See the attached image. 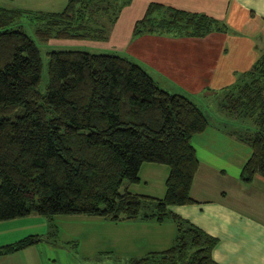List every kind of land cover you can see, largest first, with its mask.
Masks as SVG:
<instances>
[{
	"label": "trees",
	"instance_id": "16d2710c",
	"mask_svg": "<svg viewBox=\"0 0 264 264\" xmlns=\"http://www.w3.org/2000/svg\"><path fill=\"white\" fill-rule=\"evenodd\" d=\"M130 2L67 0L60 11L0 6V221L31 214L157 223L169 217L173 244L131 264H217L211 255L217 238L168 209L195 202L190 189L199 160L191 137L209 125L207 113L187 95L161 88L134 60L110 53L49 51L42 89L40 51L20 22L31 20L41 42L103 41ZM224 29L205 14L152 2L132 36L202 37ZM218 107L254 122L253 131L234 134L252 150L240 177H264V51L225 89ZM145 162L168 167L161 198L121 190L124 182H139ZM45 239L26 235L0 246V256Z\"/></svg>",
	"mask_w": 264,
	"mask_h": 264
},
{
	"label": "crops",
	"instance_id": "0c3cea01",
	"mask_svg": "<svg viewBox=\"0 0 264 264\" xmlns=\"http://www.w3.org/2000/svg\"><path fill=\"white\" fill-rule=\"evenodd\" d=\"M66 1L0 0V6L56 11L54 8L64 6ZM152 2L205 14L218 20L225 29L202 37L156 33L133 37L136 20L143 17ZM58 40L68 46H91L104 53L132 59L161 88L187 95L205 108L214 96L219 97V102L225 89L243 72L249 71L264 51V0H131L120 11L106 40ZM217 117V120L208 117L209 125L191 137L199 160L190 189L195 202L169 205L168 209L217 238L211 252L217 264H264V177L257 174L251 181L241 179V170L252 150L235 137L239 130L230 127L234 125V118L221 112ZM144 165L139 170V182L129 184L127 190L156 198L163 196L168 168L157 163ZM156 171L163 172L160 182L155 178ZM132 185L142 186L132 191ZM104 223L108 222L104 220ZM162 223L134 218L122 221L121 225L127 231L133 229L129 233L132 236L141 235L138 239L143 238L144 247L140 246L142 243L138 246L142 250L157 251L170 246L168 239L159 235ZM46 226L47 217L36 214L0 221V246L29 234L42 235ZM147 231L151 236L144 237ZM56 246L40 241L0 256V264H57L61 250Z\"/></svg>",
	"mask_w": 264,
	"mask_h": 264
},
{
	"label": "rangeland",
	"instance_id": "374dc122",
	"mask_svg": "<svg viewBox=\"0 0 264 264\" xmlns=\"http://www.w3.org/2000/svg\"><path fill=\"white\" fill-rule=\"evenodd\" d=\"M62 8L63 6H57L54 9H57L56 11H60ZM20 22L24 31L35 41L40 51L43 63L42 89H44L43 84H45L46 81V66L49 51L54 49H81L94 53H104L102 50L95 49L91 46H81L79 48L68 46L59 43L61 41L58 39H51L48 42H41L35 35L34 23L31 20H29L27 17H22ZM218 98V96L217 98L215 96L210 98L209 102L206 103L205 108H202L207 113L209 118H213L211 120H217V114L221 112L227 117L234 118V125L230 127L233 129H238L239 133H244L246 128H250L251 131L255 129L256 126L252 119H238L233 115H230L228 112L220 110L218 107ZM199 105L202 106V104ZM144 164V166H153V163L146 162ZM165 168L168 167L165 166ZM147 172L149 173L150 171L147 170ZM155 173L156 180L160 182L163 177V172L156 171ZM128 185L129 184L127 182H124L121 190H123ZM140 186L142 185L137 187L136 185H132L131 190L136 191L140 188ZM104 220H106L108 223H104ZM122 221L126 220L111 221L103 217L82 214L54 215L49 219L47 218L46 230H43L44 232L42 234L46 236V239L42 242L46 244L51 243L57 245L56 247L61 250V253H58L56 258L57 264H131L133 259L147 256L152 251L145 249L142 250L141 247L138 246V243H142L140 246L144 247L142 242L143 238L138 239V237L141 236L138 235V230H135V235L138 236H132L129 233H131L133 229H128L127 231L123 225H121ZM160 226L159 235L161 237H166L171 246L174 242L176 233L173 220L168 217ZM146 233L147 234H144V237L151 236V233H148V231Z\"/></svg>",
	"mask_w": 264,
	"mask_h": 264
}]
</instances>
